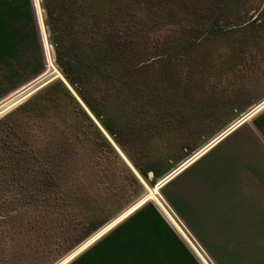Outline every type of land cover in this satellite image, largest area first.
<instances>
[{
    "label": "rangeland",
    "instance_id": "rangeland-1",
    "mask_svg": "<svg viewBox=\"0 0 264 264\" xmlns=\"http://www.w3.org/2000/svg\"><path fill=\"white\" fill-rule=\"evenodd\" d=\"M130 1L128 18L121 25L131 26L129 29H136L141 35L133 39V46L140 49V58L149 63L166 54L186 51L197 34L195 29L203 24L201 17L220 18L222 32L229 26L228 17L264 9V0ZM40 2L0 0V106L53 71L50 62L55 59L54 50L52 43L45 41L48 33L43 21L47 14L42 7L39 10ZM37 17L42 18L41 22ZM211 19L210 24L215 22ZM259 58L258 65L247 73L241 74L237 68L231 71H236L238 83L232 88L222 86L220 91L230 96L219 104L215 116L204 117L182 135L156 140L165 145L155 160L160 174L156 183L264 101V43ZM214 60L222 67L228 64V60ZM113 97L116 114L127 113L128 98L124 100L116 93ZM65 114L40 108L18 117L23 141L36 156L31 158L28 170L21 164L13 165L16 172L12 166H3L9 171L2 170L0 175V264H201L161 207L153 204L110 230L140 203L82 246L79 255H69L136 202L145 190L135 187L116 161L98 149L90 131L86 138V134L78 132L82 134L80 141L75 138L76 130L64 121ZM44 144H49L47 155L39 148ZM64 144L69 147L65 152L60 148ZM243 153L245 157L259 156L257 165L262 168L248 174L247 179V174H241L235 183L231 175L223 180L216 176V199L193 204L190 192L204 185L223 161L241 160ZM43 170L57 173L56 180H44L47 172ZM263 183L264 110L166 185L157 198L170 214L179 218L209 264H264V235L256 237L253 229L225 231L214 218L225 212L221 205L237 210L242 186L262 189ZM99 223L104 225L84 239L89 228Z\"/></svg>",
    "mask_w": 264,
    "mask_h": 264
},
{
    "label": "trees",
    "instance_id": "trees-1",
    "mask_svg": "<svg viewBox=\"0 0 264 264\" xmlns=\"http://www.w3.org/2000/svg\"><path fill=\"white\" fill-rule=\"evenodd\" d=\"M130 2L43 0V5L58 66L139 171L147 179L150 172L154 174V185L160 177L155 160L160 147L165 146L156 140L182 135L204 117L215 116L219 104L230 96L220 90L238 83L236 71H231L237 68L244 74L258 65L264 43V9L228 17L229 26L222 32L220 18L201 17L203 24L195 29L197 34L186 51L166 54L149 63L140 58V49L133 46V39L141 35L136 29H129L131 26L121 25L128 18ZM210 19L215 22L210 24ZM216 57L228 60V64H215ZM115 93L124 100L128 98L127 113L116 114L112 105ZM40 108L55 113L64 111V121L76 130L74 136L79 141L82 134L78 132L86 134V138L90 131L98 149L116 161L135 187H142L61 82H55L0 119V175L2 170L9 171L4 165L13 170V165L18 164L26 170L30 168L36 153L27 148L17 123L27 110ZM39 148L48 154L49 144ZM60 148L65 152L69 147L64 144ZM45 172L44 180H56L57 173ZM36 175L42 176L38 172ZM103 225L89 228L84 239Z\"/></svg>",
    "mask_w": 264,
    "mask_h": 264
},
{
    "label": "water",
    "instance_id": "water-1",
    "mask_svg": "<svg viewBox=\"0 0 264 264\" xmlns=\"http://www.w3.org/2000/svg\"><path fill=\"white\" fill-rule=\"evenodd\" d=\"M40 7L43 8V11H45L43 0L39 3ZM43 27H45V32L48 33V36H45V41L48 43L51 40V32L48 26L47 21V15L46 19L43 22ZM52 48L54 50V61L50 62L51 67L53 68V71L51 73H48L38 79L34 85L29 87L28 89L21 92L18 96H16V99H12L7 103H4L2 106H0V119L6 116L8 113L40 93L41 91L45 90L55 82H61L66 87V89L69 91L71 96L77 101V103L82 107V109L85 111V113L88 115V117L92 120L94 125L97 127V129L101 132L103 137L106 139V141L111 145V147L114 149V151L117 153V155L120 157L126 168L130 171V173L137 179V181L141 184V186L144 188L145 192L144 194L132 205H130L127 209H125L123 212H121L118 216H116L112 221H110L106 226H104L102 229H100L96 234H94L92 237H90L88 240H86L82 245H80L78 248H76L72 253L69 255L77 256L82 251H80V248L84 245H86L93 237L98 235L105 227H108L109 225L113 224L114 222H117V220L123 216L127 212L128 209L135 206L136 204L140 203L139 207L133 212L135 213L137 210L143 208L144 206L148 204H153L156 208H159L160 202L157 200V194L156 192H161V190L168 185L170 182L175 180L177 177L182 175L184 172H186L188 169H190L192 166H194L196 163H198L202 158H204L207 154H209L212 150H214L217 146H219L222 142H224L227 138H229L233 133H235L237 130H239L241 127H243L246 123L251 121L255 116H257L259 113H261L264 110V101L254 107L252 110H250L247 114H245L242 118H240L237 122H235L233 125H231L229 128H227L224 132H222L220 135H218L216 138H214L206 147L196 152L193 156L182 162L176 170L169 173L167 176H165L162 180H160L158 183L152 185L147 178L139 171V169L135 166V164L132 162V160L128 157V155L125 153V151L121 148V146L117 143V141L113 138V136L110 134V132L105 128L103 123L98 119V117L93 113V111L90 109V107L87 105V103L83 100V98L80 96L78 91L75 89V87L70 83V81L67 79L61 68L58 66L56 62V53L55 49L52 43ZM154 178V174L150 172L148 174V179L152 180ZM152 197V198H151ZM155 202V203H154ZM166 211V210H165ZM133 213L129 214L127 217L122 219L120 222L116 223L110 230H112L114 227L119 225L122 221H124L126 218L131 216ZM162 213V212H161ZM169 217V222L173 229L176 231L178 236L182 239L186 247L191 251L193 256L201 263V264H209V261L205 258V256L200 251L198 245L196 244L193 237L189 234L187 230H185V226L182 224V222L179 220V218H175L172 214L169 212H166ZM163 216H165L162 213ZM109 230V231H110ZM108 231V232H109ZM107 232V233H108ZM104 236V235H102ZM101 236V237H102ZM100 237V238H101ZM99 238V239H100ZM92 244V243H91ZM91 244L87 245L90 246ZM85 248V249H86ZM74 256V257H75Z\"/></svg>",
    "mask_w": 264,
    "mask_h": 264
},
{
    "label": "crops",
    "instance_id": "crops-1",
    "mask_svg": "<svg viewBox=\"0 0 264 264\" xmlns=\"http://www.w3.org/2000/svg\"><path fill=\"white\" fill-rule=\"evenodd\" d=\"M249 155V154H248ZM251 156V157H250ZM259 156L257 155H252L250 154L249 157H245V153H243L241 155V160L238 159L237 161L235 160H230V161H223L222 164L219 165V167H217L212 175H210V177L208 178V180L206 181V183L204 185H200L198 186L195 190L190 192V196L191 198H193L191 201L194 204H202L204 201H212L214 199H216V193L214 191V186L216 185V181H215V177L219 176L222 180L224 178V176H230L231 175V181L233 183H235V180L237 179V177L247 174L244 176V178H248V174H254V172L260 170L262 168V166H258V158ZM246 159V160H245ZM249 159V160H248ZM253 159V160H252ZM256 159V160H255ZM240 160V161H239ZM235 162V163H234ZM244 162V163H243ZM243 163V164H242ZM235 165V166H234ZM254 165V166H253ZM238 166V167H237ZM251 166V167H250ZM227 167V168H226ZM231 167V168H230ZM249 168V169H248ZM238 172V173H236ZM252 172V173H251ZM218 174V175H216ZM237 174V175H235ZM240 174V175H238ZM212 180V181H211ZM264 186V183L263 185ZM246 186H242L241 187V200L239 202V205L237 210L234 211H230L223 205H221V209L225 210V214L222 213L221 215H217L215 212L216 217L215 221H217L218 223H220L221 225H223L226 229L225 231H230V232H236L237 230H245V231H251L250 229H253L254 234L256 235V237H261V235H264V187H262V189H260V187H254V186H250L249 188H245ZM245 190H244V189ZM257 188V190L255 191V189ZM259 188V189H258ZM198 189V190H197ZM253 189V190H251ZM263 190V191H262ZM250 191V192H249ZM261 191V192H260ZM243 192V193H242ZM253 192V194H252ZM256 192V193H254ZM259 192L261 194H259ZM192 193V194H191ZM201 193V194H200ZM195 196H194V195ZM248 194V195H246ZM257 194V195H256ZM263 194V195H262ZM198 195V196H197ZM244 195V197L242 196ZM251 195V196H250ZM201 196V197H200ZM244 198V199H243ZM250 198V199H249ZM260 198V201H259ZM259 201V202H258ZM244 203V204H243ZM255 203V204H254ZM243 205V206H242ZM249 205V206H248ZM256 205V206H255ZM262 205V206H261ZM147 206V205H146ZM246 206V207H245ZM145 207V206H144ZM245 207V208H243ZM254 207V208H253ZM259 207V208H258ZM256 208V209H255ZM243 209V210H242ZM245 209V210H244ZM248 209V210H247ZM259 209V210H258ZM140 210V209H139ZM250 210V211H249ZM138 211V210H137ZM136 211V212H137ZM258 211V212H256ZM135 212V213H136ZM234 212V213H233ZM243 213V214H242ZM252 213V214H250ZM254 213V214H253ZM262 213V214H261ZM134 214V213H133ZM132 214V215H133ZM231 214V215H230ZM248 214V215H247ZM257 215V216H255ZM249 216V217H248ZM130 217V216H129ZM128 217V218H129ZM253 217V218H251ZM258 217V218H257ZM128 218H126L125 220H127ZM238 220H237V219ZM244 218V219H243ZM251 218V219H250ZM263 218V219H262ZM241 219V220H240ZM246 219V221H245ZM249 219V220H248ZM124 220V221H125ZM122 221V222H124ZM221 221V222H220ZM227 221V222H226ZM255 221V222H254ZM121 222V223H122ZM259 222V224H258ZM120 223V224H121ZM241 223V224H239ZM254 223V225L252 224ZM262 224V226H261ZM228 225V226H227ZM243 225V226H241ZM259 225V226H258ZM118 226V225H117ZM116 226V227H117ZM227 226V227H226ZM255 230H254V228ZM261 229H260V228ZM115 228V227H114ZM113 228V229H114ZM173 228V227H172ZM257 230V231H256ZM262 231V232H261ZM258 232V233H257ZM262 233V234H261ZM197 260V259H196ZM198 261V260H197Z\"/></svg>",
    "mask_w": 264,
    "mask_h": 264
},
{
    "label": "bare ground",
    "instance_id": "bare-ground-1",
    "mask_svg": "<svg viewBox=\"0 0 264 264\" xmlns=\"http://www.w3.org/2000/svg\"><path fill=\"white\" fill-rule=\"evenodd\" d=\"M35 4H36V3H35ZM37 6H38V5H37ZM37 6H36V8H37ZM39 7H40V6H38V8H39ZM38 8H37V9H38ZM39 10H41V8H39ZM37 13H38L37 15H38L39 17H40V15H42L40 12H38V10H37ZM39 13H40V14H39ZM37 18H38V17H37ZM38 19H39V18H38ZM41 19H42V18H40L39 21H40ZM43 19H44V18H43ZM40 22H41V21H40ZM43 22H44V21H43ZM39 24H40V26H41L42 23H39ZM41 27H42V26H41ZM41 27H40V28H41ZM42 30H43V29L41 28V32H42ZM42 35H44V33H43ZM43 37H44V36H43ZM43 37H42V38H43ZM42 42H43V41H42ZM44 44H45V43H44ZM42 45H43V44H42ZM49 45H50V44H49ZM43 47H44V46H43ZM45 49H46V48H45ZM52 50H53V49H52ZM52 50H51V51H52ZM45 51H46V50H45ZM47 51H48V49H47ZM47 51H46V53L49 52V51H48V52H47ZM51 53H52V52H51ZM53 57H54V55L52 54V58H53ZM48 58H49V60H50V54H49V53H48ZM48 58H47V59H48ZM45 59H46V58H45ZM49 60H47L48 63H49ZM52 60H53V59H52ZM250 157H251V156H250ZM245 160H246V159H245ZM248 160H249V159H248ZM252 160H253V159H252ZM255 160H256V159H255ZM257 160H258V159H257ZM234 163H235V162H234ZM243 163H244V162H243ZM243 163H242V164H243ZM234 166H235V165H234ZM253 166H254V165H253ZM237 167H238V166H237ZM250 167H251V166H250ZM226 168H227V167H226ZM230 168H231V167H230ZM248 169H249V168H248ZM175 170H176V169H175ZM236 173H237V172H236ZM235 175H237V174H235ZM238 175H240V174H238ZM232 177H233V176H232ZM232 177H231V178H232ZM245 179H246V178H245ZM211 181H212V180H211ZM262 187H264V186H262ZM243 189H244V188H243ZM258 189H259V188H258ZM197 190H198V189H197ZM244 190H245V189H244ZM251 190H253V189H251ZM256 190H257V188L255 189V191H256ZM262 191H263V190H262ZM249 192H250V191H249ZM260 192H261V191H260ZM260 192H259V194H261ZM155 193L158 194V192H156V189H155ZM242 193H243V192H242ZM254 193H256V192H254ZM191 194H192V193H191ZM200 194H201V193H200ZM252 194H253V192H252ZM193 195H194V194H193ZM246 195H248V194H246ZM256 195H257V194H256ZM262 195H263V194H262ZM194 196H195V195H194ZM197 196H198V195H197ZM242 196L244 197V195H242ZM250 196H251V195H250ZM200 197H201V196H200ZM151 198H152V197H151ZM243 199H244V198H243ZM249 199H250V198H249ZM157 200H158V198H157ZM158 201H159V200H158ZM259 201H260V198H259ZM259 201H258V202H259ZM159 202H160V201H159ZM243 204H244V203H243ZM254 204H255V203H254ZM159 206H161V209L164 211V213H165V214L167 215V217H168V214L166 213V212H168V211L165 209V207H164L161 203L159 204ZM242 206H243V205H242ZM248 206H249V205H248ZM255 206H256V205H255ZM261 206H262V205H261ZM245 207H246V206H245ZM245 207H243V208H245ZM237 208H238V206H237ZM253 208H254V207H253ZM258 208H259V207H258ZM238 209H239V208H238ZM255 209H256V208H255ZM165 210H166V211H165ZM242 210H243V209H242ZM244 210H245V209H244ZM247 210H248V209H247ZM258 210H259V209H258ZM249 211H250V210H249ZM256 212H258V211H256ZM242 214H243V213H242ZM250 214H252V213H250ZM253 214H254V213H253ZM261 214H262V213H261ZM247 215H248V214H247ZM255 216H257V215H255ZM248 217H249V216H248ZM168 218H169V217H168ZM251 218H253V217H251ZM251 218H250V219H251ZM257 218H258V217H257ZM263 218H264V217H263ZM263 218H262V219H263ZM236 219H237V218H236ZM243 219H244V218H243ZM237 220H238V219H237ZM240 220H241V219H240ZM248 220H249V219H248ZM245 221H246V219H245ZM220 222H221V221H220ZM226 222H227V221H226ZM254 222H255V221H254ZM239 224H241V223H239ZM252 224L254 225V223H252ZM258 224H259V222H258ZM227 226H228V225H227ZM227 226H226V227H227ZM241 226H243V225H241ZM258 226H259V225H258ZM261 226H262V224H261ZM263 226H264V225H263ZM253 228H254V227H253ZM259 228H260V227H259ZM225 229H226V228H225ZM260 229H261V228H260ZM254 230H255V228H254ZM256 231H257V230H256ZM262 231H264V230H262ZM262 231H261V232H262ZM257 233H258V232H257ZM261 234H262V233H261ZM261 236H262V235H261Z\"/></svg>",
    "mask_w": 264,
    "mask_h": 264
}]
</instances>
